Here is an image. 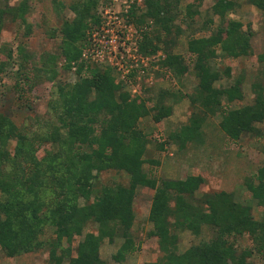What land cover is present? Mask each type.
Instances as JSON below:
<instances>
[{"label":"trees","instance_id":"trees-1","mask_svg":"<svg viewBox=\"0 0 264 264\" xmlns=\"http://www.w3.org/2000/svg\"><path fill=\"white\" fill-rule=\"evenodd\" d=\"M239 1L264 13V0H215L212 10L221 20L217 30L208 37L190 36L188 51L194 56L193 69L199 82L193 93L181 97L190 99L193 111L167 144L184 150L189 143H203V127L209 115H221L220 129L233 141L249 134L264 136V129L257 126L264 123V84L259 91L256 89L252 105L231 109L233 102L243 99L242 80L237 79L231 86L220 83L223 74L215 61L220 56L247 57L251 52V33L239 21H227ZM182 3L144 0L146 10L138 15L135 6L129 21L139 28L148 26L142 32L140 53L156 55L162 44L166 58L161 67L177 80L187 74L189 67L173 49L178 38L194 28L202 7L198 2L183 8ZM99 4L100 0L71 4L74 17L65 19L60 29V54L39 63L33 77L27 74L22 78L31 86L41 79L52 83L48 115L30 118L19 128L0 112V247L5 256L15 258L47 250L48 264H108L101 256L104 241L122 239L114 256L122 264L142 251L143 241L134 231V202L138 188L144 187L154 191L149 215L152 229L146 236L156 239L161 253L155 262L147 264H253L254 258L264 264V213L256 219L254 204L237 200L234 192L206 191L198 196L206 185L204 175L156 179L145 171L151 140L139 122L149 116L155 123L169 118L179 95L161 90L150 107L155 99L132 98L124 90V82L116 83L111 69L86 63L83 51L88 32L101 22ZM29 12L26 0L17 8H0V33L6 14L26 24ZM21 52L27 61L28 56ZM60 58L65 59V73L76 66V83L59 81ZM258 60L264 68V53ZM230 70L226 68L225 76H230ZM13 141L16 144L12 150L9 144ZM112 170L126 173L128 186L98 190L100 175ZM245 186L257 207L264 209V167L253 178H247ZM90 225H96V231L85 233ZM204 228L211 237L181 252V234L190 232L199 237Z\"/></svg>","mask_w":264,"mask_h":264},{"label":"rangeland","instance_id":"rangeland-1","mask_svg":"<svg viewBox=\"0 0 264 264\" xmlns=\"http://www.w3.org/2000/svg\"><path fill=\"white\" fill-rule=\"evenodd\" d=\"M24 1L0 0V8H17ZM26 1L30 7L27 23L24 24L20 19L15 20L8 13L4 16V26L0 33V68L3 67L0 70V112L8 115L19 128L28 123L30 118L48 115L52 83L41 79L36 81L39 82L36 86H31L22 81V78L27 74L33 77L34 68L40 67L39 63L50 55L60 54V29L65 19L74 17L70 5L78 0ZM198 2L202 5L200 17L194 22V28L187 29L178 38L173 49L175 54L183 56L189 67V71L181 80L162 69L161 62L166 58L162 44L156 55L145 56L140 53L142 32L148 26L139 28L129 21L135 6L138 15L146 10L144 0H100L98 14L101 22L88 32L83 59L92 67L111 69L116 83L124 82V90L131 94L132 98L155 99L149 103L150 107L156 103V96L161 90L173 91L179 95V101L174 104L173 113L169 118L155 123L152 116H149L139 122L140 128L151 140L145 156L147 162L144 165L145 171H150L149 175L151 173L156 179H184L188 175H204L206 185L198 196L206 191L234 192L237 200L244 204H254L253 214L260 220L264 209L257 207L245 182L264 167V136L259 138L249 134L243 136L240 141H233L220 129L221 115H209L203 127V143H189L184 150L176 144H167L170 136L188 122L193 111L190 99H182L181 94L193 93L199 82L193 69L194 56L188 51V40L192 35L196 38L208 37L221 24V20L212 10L215 0H183L182 7ZM239 3V7L227 15V21H239L244 25V30L251 33V52L249 56L238 59H224L221 56L215 59L223 74L220 83L231 86L237 79L242 80L243 99L233 102L231 109L252 105L257 96L256 89L259 91L264 84V68L258 60L264 53V13L246 1ZM183 17L184 15L179 18L177 24H180ZM182 27L185 28L184 24ZM21 49L28 56L27 61ZM218 50L220 53V49ZM64 64L65 59L60 58L59 81L76 83V66L65 73L62 69ZM229 67L231 70L228 77L224 71ZM224 104V108H227L226 101ZM257 126L264 129V123ZM15 144L14 141L10 142L9 148L13 150ZM161 144L165 145L163 149L160 148ZM156 161L157 163H153ZM129 182L126 173L112 170L100 175L96 187L101 190L105 186H128ZM153 195L154 191L149 188H138L134 202V231L143 241L142 251L129 256L122 264L152 263L161 256L156 239H147L146 236L152 229L149 215ZM140 224H144V227H140ZM96 229V225H90L85 233ZM51 235L52 232L48 236ZM180 237V251L184 252L202 240H208L211 232L204 228L199 237L190 232H184ZM79 240L80 238L74 242V248ZM243 241L246 242L247 239ZM122 243V239H116L114 243L104 241L101 256L108 264H119L114 260V256ZM48 260L47 250L8 258L0 247V264H48ZM253 264H262V261L254 258Z\"/></svg>","mask_w":264,"mask_h":264}]
</instances>
